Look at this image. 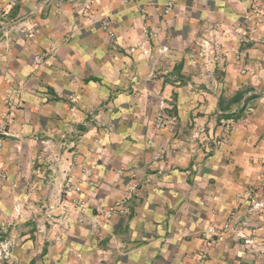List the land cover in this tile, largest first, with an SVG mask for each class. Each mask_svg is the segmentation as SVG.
<instances>
[{
  "label": "crops",
  "instance_id": "1",
  "mask_svg": "<svg viewBox=\"0 0 264 264\" xmlns=\"http://www.w3.org/2000/svg\"><path fill=\"white\" fill-rule=\"evenodd\" d=\"M61 1L0 0V264H264V0Z\"/></svg>",
  "mask_w": 264,
  "mask_h": 264
},
{
  "label": "rangeland",
  "instance_id": "2",
  "mask_svg": "<svg viewBox=\"0 0 264 264\" xmlns=\"http://www.w3.org/2000/svg\"><path fill=\"white\" fill-rule=\"evenodd\" d=\"M42 2H45L47 4H50V3H55V0H41ZM57 1V0H56ZM94 1H97V0H87L85 3L87 4V6H85L83 12L86 13L89 11L90 9V6H92V4L94 3ZM98 1H101V0H98ZM61 3H64V0L61 1ZM35 8V7H34ZM21 23V22H20ZM20 23L18 24H14L13 26L15 25H20ZM98 24H99V27L101 28V30L106 33L107 37H108V41H109V46L111 49H116L118 46H119V42H118V35H117V30H116V27H117V23L116 21L111 17V16H107V15H102V17H100L98 19ZM12 27V26H10ZM20 30L22 32H26L28 33V37L29 39H31V36L34 34V26L33 27H30L28 28L27 25H24L20 28ZM28 31V32H27ZM144 34H145V40H149L150 38L154 37L155 38V34H157V32L155 30H148L146 29L144 31ZM149 38V39H148ZM143 46V44H141ZM34 60L37 61V62H41L43 59H42V56L40 55H35L34 56ZM164 120L165 119H159L157 120V122H161L160 125L164 124ZM5 122H2L1 124H3ZM1 124H0V131L3 130V128L1 127ZM84 171H87L86 173L91 176L92 174V170H90V168H87L85 169ZM68 195L67 193H63L62 195ZM53 201L55 202H61L63 201V199L61 200L60 198H55L53 199ZM33 202H36V205H35V208L38 209V201H33ZM40 208L43 210L45 209H48V212L50 213L49 214V218L51 216L55 217L57 215H55L56 212L55 211V206H50L49 204L45 207L44 204L43 205H40ZM86 206L85 204L82 202V201H78L77 204L75 205V209L78 213V220L81 222V223H84L85 222V219H84V216H83V211L85 210ZM37 211V210H35ZM13 212L15 213L14 214H11L8 218H6L5 220H3L4 222L3 223H6V224H14L16 221H19V219L21 218V214H22V209L19 208V206H15L14 209H13ZM34 212L33 210H31L29 212V216H31V213ZM39 214V213H38ZM37 213H34L33 216L35 217L36 215H38ZM12 216V217H11ZM1 238V237H0Z\"/></svg>",
  "mask_w": 264,
  "mask_h": 264
},
{
  "label": "built area",
  "instance_id": "3",
  "mask_svg": "<svg viewBox=\"0 0 264 264\" xmlns=\"http://www.w3.org/2000/svg\"><path fill=\"white\" fill-rule=\"evenodd\" d=\"M209 43V42H207ZM5 125V123L1 124V127L3 128V126ZM198 132V131H197ZM196 136H199V134H195V137ZM251 212H256V211H260L261 208L264 207V197H252L251 198ZM230 223V220L228 221ZM227 223L225 225V229H231L230 228V224ZM210 244L208 242H206V244L203 246V248L201 249L198 257H197V261L195 264H205V261H206V255H207V252L208 250L210 249Z\"/></svg>",
  "mask_w": 264,
  "mask_h": 264
}]
</instances>
